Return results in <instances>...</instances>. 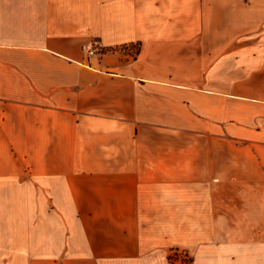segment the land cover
Instances as JSON below:
<instances>
[{
    "label": "crops",
    "instance_id": "1",
    "mask_svg": "<svg viewBox=\"0 0 264 264\" xmlns=\"http://www.w3.org/2000/svg\"><path fill=\"white\" fill-rule=\"evenodd\" d=\"M176 249L264 264V0H0V264Z\"/></svg>",
    "mask_w": 264,
    "mask_h": 264
},
{
    "label": "built area",
    "instance_id": "2",
    "mask_svg": "<svg viewBox=\"0 0 264 264\" xmlns=\"http://www.w3.org/2000/svg\"><path fill=\"white\" fill-rule=\"evenodd\" d=\"M104 47L99 40H92L86 43L83 51L87 58L100 54ZM167 264H192V259L185 250H172L168 255Z\"/></svg>",
    "mask_w": 264,
    "mask_h": 264
},
{
    "label": "rangeland",
    "instance_id": "3",
    "mask_svg": "<svg viewBox=\"0 0 264 264\" xmlns=\"http://www.w3.org/2000/svg\"><path fill=\"white\" fill-rule=\"evenodd\" d=\"M134 49H135V48L131 47V50H132V51H129V52H128V53H129L130 55H132V56H133L134 53H135V52L133 51Z\"/></svg>",
    "mask_w": 264,
    "mask_h": 264
}]
</instances>
